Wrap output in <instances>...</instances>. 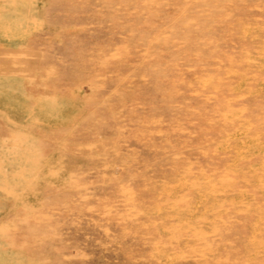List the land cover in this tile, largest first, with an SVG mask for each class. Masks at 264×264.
I'll return each instance as SVG.
<instances>
[{"label": "rangeland", "instance_id": "1", "mask_svg": "<svg viewBox=\"0 0 264 264\" xmlns=\"http://www.w3.org/2000/svg\"><path fill=\"white\" fill-rule=\"evenodd\" d=\"M0 264H264V0H0Z\"/></svg>", "mask_w": 264, "mask_h": 264}]
</instances>
